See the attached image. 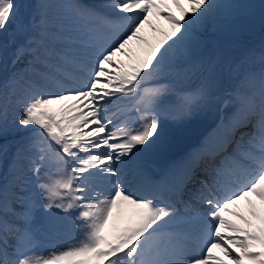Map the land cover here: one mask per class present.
I'll list each match as a JSON object with an SVG mask.
<instances>
[{"label":"snow or ice","instance_id":"1","mask_svg":"<svg viewBox=\"0 0 264 264\" xmlns=\"http://www.w3.org/2000/svg\"><path fill=\"white\" fill-rule=\"evenodd\" d=\"M29 7L33 14L26 18L18 0H0V34L11 31L9 63L22 64L10 79L24 83L20 97L15 88L10 95L0 92V135L9 131L7 104L13 102L19 108L15 128L31 133L11 153L0 145V168L8 170V179H0V264H264V218L257 226L234 210L246 200L259 218L248 198L264 204V50L258 68L255 54L217 56L194 66L201 82L192 90L178 89L170 79L173 73L191 76L184 65L204 47L208 25L245 6L221 0H74L76 18L106 37L79 65L86 79L76 86L67 83L72 73L66 67L74 63V41L51 17L54 5L36 0ZM154 19L169 25L165 40L143 55L134 53L133 42L147 43L145 26L157 30ZM6 52L0 44V62ZM24 69L38 79L26 77ZM152 77H160L158 85L142 90ZM225 77L234 87L217 95ZM137 96L138 117L114 123L110 108ZM211 102L226 110L218 125L224 137L216 151L193 155L172 174L167 195L158 201L161 184L147 176L137 157L163 146L167 120L189 118ZM130 164L138 166L136 180L151 185L149 195H134L125 186ZM52 209L74 211L83 238L36 253ZM125 213L128 225L106 232L113 217Z\"/></svg>","mask_w":264,"mask_h":264},{"label":"rangeland","instance_id":"2","mask_svg":"<svg viewBox=\"0 0 264 264\" xmlns=\"http://www.w3.org/2000/svg\"><path fill=\"white\" fill-rule=\"evenodd\" d=\"M19 3H22L24 5V16L30 17L33 14V9L29 7V5L36 2V0H18ZM44 3L54 5V7H51L48 9V11H52V18L60 25L64 31L65 27L69 28L73 27L76 30L79 29V25H71V24H65L69 23V19L71 17L73 23H78V19L75 16L74 10L70 7L71 4L74 3V0H43ZM70 16V17H69ZM228 16V17H226ZM259 21L255 18V14L253 9H241V10H233L231 12H225L223 13L218 20L215 21L216 31L212 34V38L215 40V44L212 47V50L210 53L219 52L218 49L221 45V43L228 41L229 39H236L238 45L242 43L247 44V53H244V56L255 54L253 56V63L255 67H259V38L261 32L258 30ZM166 28H161V32H165ZM234 33H238V36H234ZM9 40H11V31L6 36L5 41H0V44H6L7 46V52L3 57V61L5 65L7 66V62L10 59L9 55V44L7 43ZM3 61L0 62V75H3L1 71H3ZM21 67V64L15 65V68L13 64L9 66L8 68L4 69L6 72L5 77L7 80H10L13 69L14 71L16 69H19ZM38 78L32 74V80H37ZM192 80V78H191ZM40 84H43L45 87V81L40 80ZM7 84V83H6ZM49 87H52L53 85L47 83ZM225 81L223 80L222 83L217 87V95H219L220 91L224 88ZM51 90V89H50ZM55 90V89H52ZM0 92H3L8 95L9 89H1ZM17 115H19V110L17 111ZM13 123V121H12ZM34 127V126H29ZM31 133L29 132L27 137H29Z\"/></svg>","mask_w":264,"mask_h":264},{"label":"bare ground","instance_id":"3","mask_svg":"<svg viewBox=\"0 0 264 264\" xmlns=\"http://www.w3.org/2000/svg\"><path fill=\"white\" fill-rule=\"evenodd\" d=\"M243 53H244V50L242 48L237 47L236 40L232 39L223 45L222 50L220 51L219 55H217V56H223L225 58H228L230 56V57L239 59V58L243 57ZM159 82H160V79H156L155 77H152L141 86V89L143 90L144 88H151V87L157 86ZM142 90H141V95L143 94ZM137 99H139V96ZM125 100L127 101V103L121 104L117 107L110 108L109 115H112L113 113H115V115L113 116V120L116 123H121L125 120H131V118L135 117L134 113L126 114L125 112L128 110H132L135 107L136 100L134 98H127ZM138 115H139V113H137V116ZM118 120H120V121L117 122ZM174 125H184L183 119L175 120ZM190 140H191L190 137H187V136L181 137V141L183 143H187ZM170 143L173 144V140H171ZM146 154H147V152H142L139 156L144 157ZM153 162H155V161H153ZM128 220H129V216L127 213H125L120 218H116L114 216L113 219L109 222V225H108V228L106 229V231L112 232V231L120 230L119 229L120 225L125 224L126 222H128Z\"/></svg>","mask_w":264,"mask_h":264}]
</instances>
